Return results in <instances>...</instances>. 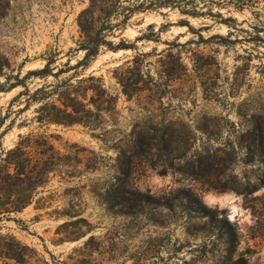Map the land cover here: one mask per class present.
<instances>
[{
    "label": "rangeland",
    "instance_id": "374dc122",
    "mask_svg": "<svg viewBox=\"0 0 264 264\" xmlns=\"http://www.w3.org/2000/svg\"><path fill=\"white\" fill-rule=\"evenodd\" d=\"M88 5L89 0H0V82L9 86L19 72L42 68L53 50L54 71L82 59L84 51L73 49L80 39L77 17ZM111 39H126L132 47L103 48L74 78L100 76L117 96L118 113L106 118L105 131L81 123L41 126L37 105L23 110L25 96L18 95L24 86L0 92L4 147L34 131L52 135L61 153L81 161V173L69 182L57 173L48 185L57 194L52 207L34 203L2 221L1 232L50 263L72 264L74 248L93 235L104 250L95 253L102 264H137L128 256L137 251L150 257L143 264H264V0H173L137 11ZM121 74L135 82L131 96L119 83ZM46 81L56 78L31 77L27 84L34 90ZM211 162L217 173L206 177ZM87 165L93 169L85 171ZM127 168L131 174L124 176ZM119 177L173 203L152 212L164 225L113 215L100 204L95 190L104 191ZM66 188L76 195L65 194ZM183 189L233 224L232 253L207 217L176 198ZM71 198L91 229L83 227L86 235L68 241L56 233L68 218L50 212ZM111 250L122 254L110 257Z\"/></svg>",
    "mask_w": 264,
    "mask_h": 264
},
{
    "label": "trees",
    "instance_id": "16d2710c",
    "mask_svg": "<svg viewBox=\"0 0 264 264\" xmlns=\"http://www.w3.org/2000/svg\"><path fill=\"white\" fill-rule=\"evenodd\" d=\"M173 0H89V5L81 10L77 17L80 29V39L75 50L84 51V56L77 63L71 65L67 62L66 69L58 68L54 71L52 64L55 62L56 51H51L45 57L46 64L42 68L30 69L22 76L19 72L14 76L15 81L9 86L0 82V92L9 91L19 85L24 89L18 96H25V106L23 110L30 109L32 105H37L35 119L42 125H72L81 123L92 130H106L103 126L106 118H112L118 113L116 95L112 94L105 87L103 78L94 74L74 79L78 76V69L86 68L100 54L103 48L119 51L132 47L122 39L119 43H114L111 38L116 35V31H123L129 20L137 11H146L153 7H160L162 4H170ZM119 17H122L119 19ZM116 20V21H114ZM131 71V65L129 66ZM75 70L74 74L68 78L60 79V76L68 71ZM2 70L0 69V74ZM140 74V72H139ZM54 76L56 81H46L41 86L32 90L27 84V79L40 77L47 80ZM124 92L131 96L135 82L131 77L121 74L118 77ZM4 124L3 117L0 118V130ZM7 131L0 132V261L2 264H30L34 260L35 264H62V260L50 263L44 259L40 253L28 244L20 241L13 234L1 232V222L11 220L12 215L22 212L32 204L37 208L45 209L52 207V202L56 200L57 194L48 189V185L56 174L61 178H72L81 173L78 168L81 161L73 159L71 155L61 153L52 141V135L45 133L37 134L30 131L20 134L18 141L11 147L3 146V137ZM215 162L205 165L204 176L216 175ZM203 166V162H200ZM85 171L93 169L89 165L85 166ZM122 174L129 176L130 169H123ZM119 181L107 187L104 191L95 190L99 196L100 204L113 215L122 217H143L147 221L164 225L166 220L157 217L152 212L162 206L171 207L173 203L163 201L153 195L150 191H142L129 185L120 177ZM68 181V180H66ZM69 182V181H68ZM261 184H264V172L260 177ZM73 188H66L65 194L76 195ZM49 192L48 194H44ZM176 198L187 200V207L195 212L198 217H207V224L219 229L220 237H224L225 251L232 253L236 249L237 230L227 217L219 218L216 210L206 206L203 201L190 190H180ZM83 209L80 204L70 202L66 207L55 208L50 213L55 216H65L68 219L62 222L56 233L63 234L68 241L76 240L86 232L83 227L90 230V223L85 217H79ZM49 213V212H48ZM184 244H181L176 251H179ZM103 254L104 250L101 242L92 235L84 240L83 244L74 248L69 259L72 264H102L95 257V253ZM110 257H118L120 251H108ZM205 256L209 251H204ZM129 258L137 264H143L150 257L147 252L130 253ZM55 260V259H54Z\"/></svg>",
    "mask_w": 264,
    "mask_h": 264
},
{
    "label": "bare ground",
    "instance_id": "6f19581e",
    "mask_svg": "<svg viewBox=\"0 0 264 264\" xmlns=\"http://www.w3.org/2000/svg\"><path fill=\"white\" fill-rule=\"evenodd\" d=\"M230 198V197H229ZM221 201V200H220Z\"/></svg>",
    "mask_w": 264,
    "mask_h": 264
}]
</instances>
